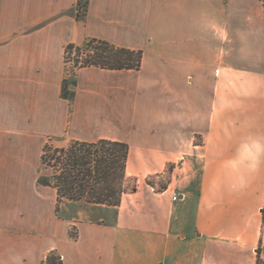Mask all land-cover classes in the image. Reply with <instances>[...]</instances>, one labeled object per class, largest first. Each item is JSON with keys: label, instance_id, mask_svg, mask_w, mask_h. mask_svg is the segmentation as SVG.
I'll return each instance as SVG.
<instances>
[{"label": "crops", "instance_id": "1", "mask_svg": "<svg viewBox=\"0 0 264 264\" xmlns=\"http://www.w3.org/2000/svg\"><path fill=\"white\" fill-rule=\"evenodd\" d=\"M85 1L0 0V264H260L261 0ZM88 38L141 68H81L65 98V48ZM102 138L129 144L136 189L57 212L45 144Z\"/></svg>", "mask_w": 264, "mask_h": 264}, {"label": "trees", "instance_id": "2", "mask_svg": "<svg viewBox=\"0 0 264 264\" xmlns=\"http://www.w3.org/2000/svg\"><path fill=\"white\" fill-rule=\"evenodd\" d=\"M261 2L264 8V0ZM81 3L80 7L87 1L81 0ZM142 58L141 49L119 47L104 39L88 38L81 45L70 43L65 48L64 60L66 67L70 64L73 79L64 78L62 95L73 98L74 92L69 86L76 83L74 77L81 68L96 66L139 70ZM128 156L129 144L120 140H72L62 146L49 140L44 146L41 161L52 170V174L41 175L39 180L56 188L57 212L65 202L118 206L125 192ZM71 235L76 238L77 232L71 231ZM43 264H64V261L58 251L52 250Z\"/></svg>", "mask_w": 264, "mask_h": 264}, {"label": "rangeland", "instance_id": "3", "mask_svg": "<svg viewBox=\"0 0 264 264\" xmlns=\"http://www.w3.org/2000/svg\"><path fill=\"white\" fill-rule=\"evenodd\" d=\"M69 68H71L70 65H69ZM68 79H70V81L73 79V74H72V72H71V75L68 77ZM136 185H137V183H136V181H135L134 179H132V178L129 179V177L127 178V176H126V178H125V182H124L125 192H127V191H133V188H134ZM122 196H123V195H122ZM71 231L75 232L76 229L72 227V228H71ZM260 264H264V259H261V260H260Z\"/></svg>", "mask_w": 264, "mask_h": 264}, {"label": "built area", "instance_id": "4", "mask_svg": "<svg viewBox=\"0 0 264 264\" xmlns=\"http://www.w3.org/2000/svg\"><path fill=\"white\" fill-rule=\"evenodd\" d=\"M70 65V64H69ZM71 75V71H70V68H69V66L67 67V77H69ZM179 198V196H178V193H174L173 195H172V199L173 200H177Z\"/></svg>", "mask_w": 264, "mask_h": 264}]
</instances>
